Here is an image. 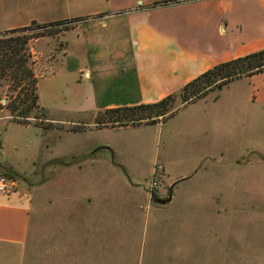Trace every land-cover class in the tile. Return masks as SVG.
<instances>
[{
  "label": "rangeland",
  "instance_id": "rangeland-1",
  "mask_svg": "<svg viewBox=\"0 0 264 264\" xmlns=\"http://www.w3.org/2000/svg\"><path fill=\"white\" fill-rule=\"evenodd\" d=\"M222 85L190 102L177 91L167 114L121 129L98 123L103 110L46 122L28 239L21 259L2 254L0 264H264V77ZM11 86L0 82V119ZM155 163L161 187L150 196Z\"/></svg>",
  "mask_w": 264,
  "mask_h": 264
},
{
  "label": "crops",
  "instance_id": "crops-1",
  "mask_svg": "<svg viewBox=\"0 0 264 264\" xmlns=\"http://www.w3.org/2000/svg\"><path fill=\"white\" fill-rule=\"evenodd\" d=\"M72 19L60 36L31 46L39 103L57 115L53 123L157 102L219 63L264 49V0H0V31ZM43 142L44 128L0 119V171L18 186L0 192V259H21Z\"/></svg>",
  "mask_w": 264,
  "mask_h": 264
},
{
  "label": "trees",
  "instance_id": "trees-1",
  "mask_svg": "<svg viewBox=\"0 0 264 264\" xmlns=\"http://www.w3.org/2000/svg\"><path fill=\"white\" fill-rule=\"evenodd\" d=\"M73 20L78 19L57 21L43 25L34 24L28 27L0 31V82L12 80L13 97L6 105L12 120L22 124L38 125L42 128L45 127L46 122H50L48 121L46 109L39 103V79L34 72L35 60L30 46L31 40L45 36L47 33L41 31L21 36H11V33L34 28L46 29L48 25L69 23ZM263 72L264 49H260L213 66L185 84L178 91L188 95L186 100L190 102L188 99L191 95L197 98L207 95L213 84L219 86L218 88L220 89L223 87V82L225 83L242 76L251 77ZM14 92H16L15 95ZM174 93L153 103L104 109V116L98 123H110L111 126L122 127L137 125L144 121H152L159 116L167 114L171 106L170 101L175 96ZM173 115L170 114L166 118Z\"/></svg>",
  "mask_w": 264,
  "mask_h": 264
},
{
  "label": "built area",
  "instance_id": "built-area-1",
  "mask_svg": "<svg viewBox=\"0 0 264 264\" xmlns=\"http://www.w3.org/2000/svg\"><path fill=\"white\" fill-rule=\"evenodd\" d=\"M163 170V165L160 163H155L154 168L151 174V180L149 182V194L150 196H154L158 189L161 187V183L157 178L159 172ZM18 186L17 181L13 179V177L8 176L7 174H3L0 172V192L13 195L17 192Z\"/></svg>",
  "mask_w": 264,
  "mask_h": 264
},
{
  "label": "water",
  "instance_id": "water-1",
  "mask_svg": "<svg viewBox=\"0 0 264 264\" xmlns=\"http://www.w3.org/2000/svg\"><path fill=\"white\" fill-rule=\"evenodd\" d=\"M173 185L170 187V189L172 190ZM172 198V193L170 192V194L168 195V197L165 198H161V197H154V201L158 204H166L167 202H169Z\"/></svg>",
  "mask_w": 264,
  "mask_h": 264
}]
</instances>
